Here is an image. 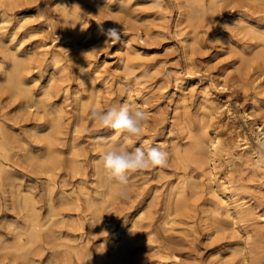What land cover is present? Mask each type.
<instances>
[{
    "label": "rangeland",
    "instance_id": "1",
    "mask_svg": "<svg viewBox=\"0 0 264 264\" xmlns=\"http://www.w3.org/2000/svg\"><path fill=\"white\" fill-rule=\"evenodd\" d=\"M4 1L0 0V65H3L0 66V123L5 125L11 142L14 139L16 146H13L9 151H12L10 154L8 152V156H4L5 154L0 152V173L3 172L8 175L10 180L12 179L11 182L19 184L24 192L28 191L33 194L40 214L45 215L46 209H48L46 200L49 195L47 191L49 185H51L50 194L52 201L57 209L61 210L62 214H81L84 217L89 215V211L84 208L83 199L85 192L91 196H99L100 194L97 193L98 189L107 192L106 184L100 181L95 171L94 162L100 159L103 151L101 146H97L96 142H103L108 137H106L108 134L115 133L119 138L120 136L116 130L100 128L92 121L89 118V112L92 108L106 109L113 104L123 105L122 103L128 99L137 108L145 111L148 116L143 126L144 131L138 138H131L132 143L129 146H142L147 142L150 146L160 145L164 147L170 154L171 142L177 139L182 140L181 134L178 133L179 131L175 126H173V132H168L170 123L175 120L173 113L176 103L175 98L178 97L180 92H185V100L191 111L194 112L198 107L199 100H202V93L206 92V95L214 98L216 103L222 104L221 109H219L221 112H217L212 119V126L209 127L216 128L221 140L230 142V150L233 153L231 155L233 159L230 158L231 156L228 158V155L224 152L225 155L223 153L219 155V158L216 159L217 167L213 169V175L215 180H218H216L217 182L226 181V190L218 191L220 194L218 196L222 195L226 201L222 202L218 199V196L215 197L214 182L210 183L207 178L209 174L208 168L200 173L199 170H196L197 172L194 170L193 172L195 173L192 172L193 175L195 174L194 178L203 181L201 182L202 186L200 185L201 187H199L198 194L194 195V213L190 211V216L185 214L177 215L181 218L174 220L175 222L172 221V223L169 220L171 215H164L165 211L163 208L167 188L176 180V169L169 158L170 164L168 163L165 168L129 173L128 181L134 182L135 189L130 192L118 191L115 199L112 202L107 201L106 207L101 209L102 219L105 220L107 218L104 221L105 225L102 226L103 228H94V231L92 227L87 225L89 228H84L83 234L87 233L85 236L88 235L90 238L88 239V244L94 250L101 242H104L107 247H111L113 243L118 242L122 236H125L129 230L134 229L138 236H136L134 241L136 242L134 246L138 255L133 258L130 264H229V262L230 264H240L238 257L240 258L241 253L246 250V253H248L252 247L255 248L253 249V254H261L256 257L259 263L264 264V168L258 165L256 162L258 160H255L260 155L261 148L253 130L245 121L242 112L243 108H250L253 99H257V106H264V72L258 77L254 84L256 86L251 84L250 80H247L248 83L246 81L245 85L240 80L233 83V66L238 64L239 56H248L250 54V44L257 40L256 38H248L242 32H240L242 35L239 33L235 24L236 18L247 14L250 22L258 26H264V0L261 3L260 1L253 2L251 0H247L248 3L246 0H217L214 3H210V0H201L202 6L199 5L197 0H122V3L119 0H100L98 3L99 8L96 9L88 8L84 3L75 4V0H6L9 3ZM55 1H57L58 5H55ZM59 2L65 5V9L73 10L79 15L81 14L80 20L83 21V29L74 28L76 25L70 22V17L66 20L63 19ZM73 5H76V7H73ZM207 6H211V8ZM58 7L60 10H58ZM238 14L239 16H237ZM187 16L189 19H187ZM65 22L68 23L64 29L63 23ZM229 22H232V24ZM71 27L72 29H70ZM113 27L119 29L121 39L118 43L105 45V40L107 39L105 33ZM77 29L78 31H76ZM97 30L98 33L95 32ZM86 31H88V34H84ZM95 34L100 36L99 40H97L98 38ZM128 37H131L134 46L138 48L141 55L133 57L129 64L130 67L125 69V61H123L120 50L123 49L121 48L123 40ZM76 43L77 47H75ZM53 49L58 52L59 62H53L51 59ZM88 49H91V51ZM86 51L87 53H84ZM241 51H244L245 54ZM13 54H16L23 61L24 66L18 68L19 77L24 80L25 86L29 88L32 97L35 100L42 98L43 102H45V107H47L45 110V107L39 106L36 116L32 112L26 113L19 109L21 107L20 104L25 101L26 95L13 87V80H11L13 77V74H11L13 73L12 69H14L12 67ZM254 58L249 62L251 65L249 73L253 71L251 68L260 61L259 57ZM89 59H91L90 63L87 62ZM80 63L82 68L79 65ZM82 69L86 70L85 75L81 74ZM126 72L127 74H124ZM225 75L226 80L224 79ZM90 80L92 81L90 82ZM176 85L178 89H175ZM90 86L94 87L96 96L90 93ZM42 87L44 90L41 89ZM206 89L207 91H205ZM254 90L256 93L253 92ZM128 95L129 97H127ZM81 102L84 107H81ZM225 104H228L230 109L233 110L236 121H233L234 119L232 120V117L225 110ZM59 107L63 109L61 131L56 134L54 139L53 164H51L52 175L47 177L48 172L41 170V167L34 166L31 162V157L37 155L42 159L46 156L43 135L46 133L45 130H48L49 112H47V109L55 112ZM33 108L34 106H31V109ZM79 110L82 111L81 115H79ZM38 115H42V117ZM70 121L72 122L70 123ZM245 134L255 150V153L252 154L255 158L250 156L248 158L250 161L246 159L248 156L242 155V152H244V139L242 137ZM169 138L172 140L171 142L168 141L170 140ZM21 143L23 144L21 145ZM240 154L246 160V163L242 165L240 164L241 159L238 157ZM228 160L236 161L230 163ZM248 162L252 164H248ZM244 164L248 169L250 168L252 174L251 171L244 168ZM1 167H3L4 171ZM240 171L241 173H239ZM5 186L2 187L0 183V234H4L3 236H7L10 239L9 241H11L13 240L11 235L12 226L22 224L27 208L21 206L19 198H14L16 195L15 189L8 184ZM231 190L233 192L236 191V194L232 196L230 194ZM226 191L228 192L226 193ZM130 193H133L132 195L135 197L130 195ZM61 195L63 197H60ZM235 196L239 199L236 202L239 201L244 207L245 204L248 206L246 207L249 208L251 215L248 218H242L239 222L240 224L238 223V229H232L229 225L225 229L216 228L217 226L212 221L210 222L211 218L208 212H212L213 204L211 205L209 202L215 199L219 205L224 203L221 206L222 208L228 204L230 210H232L235 207V201H233ZM61 198H64L67 202L79 200L83 205V209L80 212L68 208L66 207L67 204L59 202ZM148 202L151 203L150 208L153 209L151 215L144 216L142 217L143 219L138 220L141 226L140 224L133 225L136 215L139 214L142 208H144V211L146 210ZM206 202H208V205ZM177 216L176 218H178ZM148 219H151V221ZM146 220L148 221L147 223ZM167 220L169 221L164 223ZM10 222L14 224L11 226ZM203 224H207V228ZM158 225L160 228L166 226L170 229L162 230V228L159 230ZM9 227H11V230L8 231L7 228ZM245 230L248 231L245 232ZM146 231H149L150 234ZM250 231L251 233H249ZM76 233L78 235L80 231L76 230ZM250 234H253L251 235L252 237ZM147 235H149V238ZM161 237L164 240L167 237L166 241ZM84 239H87V236ZM249 240L250 242H248ZM40 243L44 244L43 240H40ZM233 246L234 248L239 247L240 252H235L237 254L232 252L231 247ZM21 249L25 250H23L24 253ZM10 250L0 249V259L7 260L11 258L14 260L10 264H18L34 255L36 260H38L37 264L45 262L46 249L39 255L33 254V249L29 250L23 247ZM18 253H21V255H18ZM24 255L27 256L25 257ZM21 256L24 259H21Z\"/></svg>",
    "mask_w": 264,
    "mask_h": 264
},
{
    "label": "bare ground",
    "instance_id": "2",
    "mask_svg": "<svg viewBox=\"0 0 264 264\" xmlns=\"http://www.w3.org/2000/svg\"><path fill=\"white\" fill-rule=\"evenodd\" d=\"M6 1V0H5ZM4 1V2H5ZM64 1V0H63ZM76 1V2H75ZM75 4H80V3H84V5H86V7L88 8H99L98 7V3L100 0H75ZM217 0H210V3H214ZM247 1V0H246ZM251 1H263V0H251ZM2 2V1H1ZM73 2V1H72ZM119 2L122 3V0H119ZM197 2L199 3L200 6H202L201 4V0H197ZM219 2V1H218ZM250 2V1H249ZM6 3H9V1H6ZM55 5L57 4V1H55ZM248 3V1H247ZM246 3V4H247ZM263 3V2H262ZM17 4V3H16ZM60 2H59V6H60ZM73 4V3H72ZM207 4V1H206ZM245 4V3H243ZM195 5V4H194ZM215 5V4H214ZM248 5V4H247ZM260 5V4H259ZM249 6V5H248ZM257 6V5H256ZM73 7H76V5ZM210 7L211 6H207ZM59 8V7H58ZM109 8V7H107ZM206 8V6H205ZM250 8V7H249ZM248 8V9H249ZM259 8V6H258ZM57 9V8H56ZM85 9V8H84ZM208 9V8H206ZM60 10V8L58 9ZM98 10V9H97ZM107 10V9H106ZM258 10V9H256ZM61 16L63 17L64 20H66L68 17H70L71 21L73 24H75L74 28H78L81 30V28L83 29V21L80 20V15L79 13L75 12V11H69L68 9H65V5L61 4ZM109 11H111L109 9ZM108 11V12H109ZM244 11V9H243ZM60 12V11H59ZM96 12V11H95ZM105 12V10H104ZM103 12V13H104ZM58 13V12H57ZM243 13V12H242ZM260 13V12H259ZM107 14V12H106ZM189 14V13H188ZM187 14V15H188ZM186 15V14H185ZM190 15V14H189ZM188 15V16H189ZM158 16V15H157ZM187 16V19H189ZM193 16V15H191ZM239 16V14L237 15ZM264 16V15H263ZM58 17V16H57ZM100 17V16H99ZM162 17V16H161ZM160 18V17H159ZM195 18V17H194ZM197 18V17H196ZM62 19V18H61ZM103 19V18H102ZM182 19V18H181ZM235 19V18H234ZM236 22L235 24L237 25L236 28L238 29L239 33L242 32L243 35H246L248 38H256L257 40L254 41L253 43H251V50L249 52L250 54L248 56H239L240 58H238L237 61L238 64L233 66L232 68L234 69V78H233V83L237 80H240V82L242 84L245 85L247 80H250L251 84H255L258 77L264 72V26L263 25H257V24H253L252 22L249 21L248 19V15L245 14L243 17H237L236 18ZM259 19V18H258ZM57 20V19H56ZM60 20V19H59ZM68 21V20H67ZM190 21V20H189ZM197 21V20H196ZM195 21V22H196ZM86 22V21H84ZM193 22V21H192ZM227 22V21H226ZM225 22V23H226ZM68 22L63 23V28H66V24ZM100 23V22H99ZM179 23V21H178ZM230 23V22H229ZM234 23V22H233ZM262 23V22H261ZM130 24V23H129ZM177 24V23H176ZM232 24V22L230 23ZM234 24V26H235ZM3 25V24H2ZM71 25V24H70ZM97 25V24H96ZM72 26V25H71ZM230 26V25H228ZM4 27V26H2ZM1 27V28H2ZM73 27V26H72ZM72 27L70 29H72ZM62 28V29H63ZM228 28V27H227ZM231 28V27H230ZM78 29L76 31H78ZM4 30V28H3ZM35 30V29H34ZM68 30V29H67ZM196 30V29H195ZM1 32V31H0ZM63 32V31H62ZM96 33H98V30L95 31ZM237 32V31H236ZM16 33V32H15ZM78 33V32H77ZM197 33V32H195ZM2 34V33H1ZM65 34V33H64ZM80 34V33H79ZM84 34H88V31H86V33ZM228 34V33H227ZM226 34V35H227ZM237 34V33H236ZM241 34V33H240ZM241 34V35H242ZM35 35V34H34ZM96 35V34H95ZM198 35V34H197ZM196 35V36H197ZM94 36V35H93ZM97 36V35H96ZM95 36V37H96ZM223 36V35H221ZM220 36V37H221ZM237 36V35H236ZM87 37V36H86ZM102 37V36H101ZM194 37V36H193ZM225 37V36H224ZM243 37V36H242ZM98 38V39H97ZM97 40H99L100 36H97ZM1 39V38H0ZM95 39V40H96ZM182 39V38H181ZM245 39V37H244ZM104 40V39H103ZM185 40V39H184ZM191 40V39H190ZM239 40V39H238ZM250 40V39H249ZM73 41V40H72ZM228 41V39H227ZM6 42V41H5ZM69 42V41H68ZM99 42V41H98ZM184 42V41H183ZM190 42V41H189ZM198 42V41H197ZM250 42V41H249ZM245 43V42H244ZM81 44V43H80ZM16 45V44H15ZM45 45V44H43ZM77 43L75 44V47ZM89 45V44H88ZM98 45V43H97ZM186 45H188V43H186ZM229 45V44H228ZM81 46V45H79ZM95 46V44H94ZM94 46H92L94 48ZM241 46V45H240ZM42 47V46H41ZM47 47V46H45ZM82 47V46H81ZM233 47V46H232ZM44 48V47H43ZM48 48V47H47ZM122 50H120V54H122L123 56V61H125V69L130 67V63L133 57H137L141 55V52L138 50V48L136 46H134L131 37L126 38L123 40L122 42ZM195 48V47H194ZM240 48V47H239ZM243 48V47H242ZM55 49V48H54ZM51 52V59L53 62H56L60 59V57L58 56V52L56 50H54ZM58 49V48H57ZM60 49V48H59ZM84 49V48H82ZM233 49V48H231ZM43 50V49H42ZM52 50V49H51ZM89 51H91V49H88ZM235 50V49H234ZM243 50V49H242ZM44 51V50H43ZM47 51H49L47 49ZM60 51V50H58ZM69 51V50H68ZM189 51V50H188ZM8 52V51H7ZM35 52V51H34ZM40 54H42L40 51H38ZM46 52V51H45ZM50 52V51H49ZM48 52V53H49ZM70 52V51H69ZM79 52V51H78ZM245 54L244 51H241ZM246 52V53H247ZM37 53V52H36ZM63 53V52H62ZM84 53H87L84 52ZM89 53V52H88ZM61 54V53H60ZM75 54V53H74ZM29 55V54H28ZM32 55V54H31ZM44 55V54H42ZM86 55V54H85ZM88 55V54H87ZM94 55V53H93ZM147 55V54H146ZM41 56V55H39ZM45 56V55H44ZM92 56V55H90ZM95 56V55H94ZM143 56V54H142ZM148 56V55H147ZM21 57V56H20ZM25 57V56H24ZM48 57V56H47ZM62 57V56H61ZM254 57H259L260 61L257 62V64L251 68L253 69V71L251 73H249L250 70V61L252 58ZM37 58V57H36ZM46 58V57H45ZM71 58V57H70ZM91 58V57H90ZM23 59V57H22ZM28 59V58H27ZM32 59H34V57H32ZM62 59V58H61ZM79 59V58H78ZM255 59V58H254ZM3 60V59H2ZM37 60V59H36ZM35 60V61H36ZM85 60V58H84ZM235 60V62H236ZM41 61V60H40ZM59 62V61H58ZM78 62V61H77ZM76 62V63H77ZM88 63L91 62V59H89L87 61ZM38 63V62H37ZM46 63V62H45ZM84 64V63H83ZM236 64V63H234ZM2 65V64H1ZM0 65V66H1ZM12 65V64H11ZM40 65V64H39ZM77 65V64H76ZM82 68L81 63L79 64ZM3 66V65H2ZM23 65V61L17 57L16 54H13V65L12 67L14 69H12L11 74H13V77L11 78V80H13V87L15 89H17L18 91L23 92L26 95V99L25 101L20 104L21 107H19V109L23 110L24 112H32V114L34 113L36 116V113L38 111V107L39 106H43L45 107V102H43L42 98H38V99H34L31 95V92L29 90L28 87L25 86V82L23 79H21L19 77V71L18 68H22ZM85 66V65H84ZM133 66V65H132ZM230 68V67H229ZM60 70H62L60 68ZM129 70V69H128ZM224 70V69H223ZM226 70V69H225ZM27 71V70H26ZM68 71V70H67ZM79 72V71H78ZM94 72V71H93ZM123 72V71H122ZM8 74V73H7ZM81 74L85 75L86 74V70H81ZM124 74H127L124 73ZM123 74V75H124ZM228 74V73H227ZM51 75V74H50ZM54 75V74H53ZM90 75V74H89ZM230 75V74H229ZM71 76V75H70ZM125 76V75H124ZM223 76V75H222ZM106 77V76H105ZM121 77V76H120ZM230 77V76H229ZM51 78V77H50ZM93 78V77H92ZM72 79V78H71ZM224 79L226 80V75L224 76ZM228 79V78H227ZM8 80V79H6ZM232 80V78H231ZM92 80H90L91 82ZM107 81V80H106ZM137 81V80H136ZM228 81V80H227ZM51 82V81H49ZM87 82V80H86ZM57 83V82H56ZM238 83V82H237ZM236 83V84H237ZM248 83V81H247ZM51 84V83H50ZM92 84V83H91ZM231 84V82H230ZM2 85V83H1ZM5 85V84H4ZM132 85V84H131ZM240 85V84H239ZM258 85V84H257ZM262 85V84H261ZM74 86V85H73ZM89 86V85H88ZM129 86V85H127ZM256 86V85H254ZM264 86V85H263ZM60 87V86H59ZM66 87V86H64ZM180 87V86H179ZM102 88V87H101ZM256 88V87H255ZM42 90L43 87L41 88ZM136 89V88H135ZM175 89H178V86H175ZM182 89V88H181ZM233 89V88H232ZM247 89V88H246ZM253 89V88H252ZM263 89V88H262ZM15 90V91H17ZM96 90V89H95ZM264 90V89H263ZM12 91V90H11ZM179 91V90H178ZM207 91V89L205 90ZM3 92V91H2ZM48 92V91H47ZM78 92V91H76ZM108 92V91H107ZM127 92V91H126ZM250 92V91H249ZM255 92V90L253 91ZM262 92V91H261ZM18 93V92H17ZM62 93V92H61ZM90 93H95L94 92V87L90 86ZM177 93V92H176ZM188 93V92H187ZM243 93V92H241ZM256 93V92H255ZM6 94V93H5ZM14 94V93H13ZM47 94V93H46ZM185 92H180L178 97L175 98V106H174V116H175V120L174 121H170V125H169V129L168 132H173V126H175L178 129V133L181 134V139L182 140H175L172 141L170 138V140L168 141H172L171 142V147L170 149V154H169V158H170V162L172 165H174L175 169H176V180L175 182H172L170 184V186H168L167 188V192H166V197L165 202H164V211L165 214L164 215H168L169 220L172 222H175L174 220L180 219L181 217H178L177 215H189L190 211H194L195 209V194H198L201 185V182L203 181H199L196 180L194 178L193 172L194 170H199V173L201 171H204L206 168H208V181L210 183L214 182V186H215V197L218 196V191L219 190H226L227 185L225 184L224 181H219L217 182L214 178V168L217 167L216 166V159L219 158L218 156L221 155L223 152L226 153L228 155V158L233 154L231 152V147L229 145L228 142L221 140L218 131L216 130V128H211L209 126H212V119L215 117V115L217 114L218 111H220L219 109H221L222 104H218L216 103L215 99L212 98L211 96L206 95L205 93H202V100H199V104L197 109L192 112L191 109L188 106V103L186 102V97H185ZM253 95V93H251ZM90 95V94H89ZM95 95V94H94ZM1 96V95H0ZM22 96V95H21ZM42 96V95H41ZM96 96V95H95ZM124 96V95H123ZM245 96V95H244ZM243 96V97H244ZM249 96V95H248ZM254 96V95H253ZM88 97V96H87ZM100 97V96H99ZM129 97V95L127 96ZM255 97V96H254ZM259 97V96H257ZM263 97V96H262ZM124 98V97H123ZM256 98V97H255ZM95 99V98H94ZM133 99V98H132ZM2 100V98H1ZM217 100V98H216ZM259 100V99H258ZM72 101V100H71ZM81 101V99H80ZM101 101V100H100ZM251 101H252V97H251ZM115 102V101H114ZM7 103V102H6ZM121 103V102H120ZM5 104V103H4ZM123 105L127 104L130 105L132 108H137V106L134 103H130L128 99L125 100L124 103H122ZM190 104V103H189ZM19 105V104H18ZM81 107H84V104L81 102ZM4 106V105H3ZM31 106H34L33 109H31ZM76 106V104H75ZM226 107V111L227 113L232 117L231 119L233 121H236V116L233 113V110L230 109V107L228 106V104H225ZM47 107H45L44 109L46 110ZM262 108H264V106H257V99H253L252 104L250 106V108L246 109L243 108L242 112H243V116L245 118V121L248 123V125L250 126V128L253 130L254 135L258 141L259 147L261 148L262 145H264V110H262ZM0 109H1V105H0ZM41 109V108H40ZM72 109V108H71ZM77 109V107H76ZM80 109V108H79ZM223 110V109H222ZM11 111V110H10ZM14 111V110H13ZM62 108H58L55 112H53L52 110H48L47 112H49V116H48V130H45L46 133L43 135V139L45 141V147H46V156H44V158L40 159V156H30L31 157V162L34 164V166H38L41 167L43 171L48 172L47 173V177H50L51 174V168H52V157H53V143L55 142L54 139L56 138V134L58 132L61 131V117H62ZM78 111V110H77ZM76 111V112H77ZM42 112V111H41ZM44 112V111H43ZM80 114H82V111H80ZM221 112V111H220ZM21 113V112H19ZM46 113V112H45ZM30 114V115H32ZM78 115V116H79ZM152 115V114H151ZM173 115V114H172ZM219 115V114H218ZM16 116V115H15ZM28 116V114H27ZM26 116V117H27ZM40 117H42V115H38ZM229 116V117H230ZM12 117V116H11ZM66 117V116H65ZM153 118V116H151ZM155 117V116H154ZM155 119V118H154ZM46 120V119H45ZM232 121V122H233ZM72 121H70L71 123ZM75 122V121H74ZM79 123V122H78ZM92 123V122H91ZM174 124V125H173ZM214 124V123H213ZM236 124V123H235ZM64 125V124H63ZM239 125V123H238ZM36 126V125H35ZM217 126V125H216ZM47 128V127H46ZM175 128V129H176ZM34 130V129H33ZM38 130V129H37ZM32 131V130H31ZM30 131V132H31ZM144 131V130H143ZM15 132V131H14ZM33 132V131H32ZM38 132V131H37ZM38 134V133H37ZM40 134V132H39ZM60 134V133H59ZM42 136V135H41ZM108 136V137H107ZM106 139L103 142H99L97 141V146H101V148L104 150L106 149L111 143H119L121 137L119 138L115 133L114 134H108L106 135ZM174 137V136H173ZM178 137V136H176ZM172 138V137H171ZM244 139V149L243 151L246 152L245 154H243L244 152H242V155H246L248 156L246 159H248L250 156L251 158L253 157V153H255V150L253 149L251 142L249 140V138L247 137V135L245 134L243 137ZM20 139V138H19ZM68 139V138H67ZM103 139V138H102ZM101 139V141H102ZM59 140V139H58ZM99 140V139H98ZM14 139L13 142H11L10 136L7 132V129L5 127L4 124L0 123V152H2V154L4 153V156H8V152L13 148V146H16L14 144ZM134 141V140H133ZM23 142V141H22ZM94 142V141H93ZM11 143V144H10ZM18 143V142H17ZM20 144V143H19ZM23 143H21L22 145ZM137 145V143H136ZM24 146V145H23ZM22 146V147H23ZM140 145L136 146L139 147ZM170 146V143H169ZM168 146V147H169ZM232 146V145H231ZM21 147V148H22ZM27 147V146H26ZM130 148H134L135 146H129ZM15 148V147H14ZM24 148V147H23ZM78 148V147H77ZM16 149V148H15ZM68 150V149H67ZM14 151V150H13ZM12 152V151H11ZM9 152V154L11 153ZM75 153H77L75 151ZM90 153V152H89ZM223 153V155H225ZM14 154V153H13ZM39 154V153H38ZM238 154V153H237ZM258 155V153H257ZM236 156V155H235ZM238 157L241 159L240 160V164L242 165L243 163H246V160L242 158L241 154L238 155ZM6 158V157H5ZM227 158V159H228ZM232 158V156L230 157ZM237 159V156L235 157ZM255 158V157H253ZM26 159V158H24ZM68 159V158H67ZM76 159V158H75ZM233 159V158H232ZM259 156H257L255 158V160H258ZM236 161V160H234ZM234 161H229L228 162H232L234 163ZM247 161H250L249 159ZM254 161V160H253ZM11 162V161H10ZM73 162V161H72ZM80 162V161H79ZM239 162V161H238ZM257 162V161H256ZM2 163V162H1ZM31 163V164H32ZM74 163V162H73ZM237 163V162H236ZM251 162H248V164ZM95 164V171L98 175V177L100 178V181L104 184H106V188H107V192L101 191L100 189L97 190V193H99V196H91L89 195L87 192H85L84 195V204L85 207L89 212L87 215V217L80 215H73V214H62L60 209H57L56 205L53 203V199L51 197V185H49L48 187V197L46 202L48 203V209L45 215H41L39 208L36 206L35 204V199L33 194L31 192H24L21 187L19 186V184H16V182L14 183L13 181L11 182L10 178L8 175H5L3 172L0 173V183L3 186L5 185H10L13 187L14 192H16L15 197L14 198H19V202L21 204V206H24L25 208H27V212L26 214L24 213L23 216V222L22 224H15L14 226H12V222H10L9 224L13 227V230H11L9 228V230H11V235H12V239L11 241H9L10 239L7 236H3L0 234V249L2 250H10L12 248H25V249H29L32 250L33 249V254H41L43 252L44 249H46V258H45V262L43 264H130L131 261L133 260V258H135L137 254V250L135 249L134 246V242L136 239V232L134 231V229L129 230V232L126 233L125 236H122L120 238V240L116 243H113V245L110 247H107L105 245L104 242L99 243L94 250H92L88 244V239L89 236H87V239H84L85 234H87L85 232V234H83V230L84 228L87 227V225H89L90 227L97 229L99 227L104 226V221L107 220V218L104 220L102 219L101 216V209H104L103 207H106V203L107 201H113L115 199V197L117 196L118 191H123V192H130L132 191L134 188V182H130L127 179V184L125 185H120L117 182L113 181L112 179H110L109 175L103 170L100 159L96 160L94 162ZM93 164V165H94ZM170 164V163H169ZM238 163V165H240ZM252 164V163H251ZM14 165V164H13ZM77 165V164H76ZM33 166V165H32ZM83 166V165H82ZM245 166V164H244ZM260 166H262V168H264V164H260ZM29 167V166H28ZM219 167V166H218ZM231 167V166H230ZM3 170V167H1ZM82 168V167H81ZM242 168V167H239ZM245 169H247L248 171H251L250 168L248 169L247 166L244 167ZM5 169V167H4ZM39 169V168H38ZM71 170V169H70ZM233 170V169H231ZM4 171V170H3ZM254 171H256V169H254ZM1 172V169H0ZM36 172V171H35ZM53 172V171H52ZM193 172V173H192ZM197 172V171H196ZM243 172V171H242ZM70 173V172H69ZM95 173V172H94ZM93 173V174H94ZM198 173V174H199ZM203 173V172H202ZM241 173V171L239 172ZM249 173V172H247ZM252 174V171H251ZM46 175V174H45ZM91 175V174H90ZM235 175V174H233ZM237 175V174H236ZM248 175V174H247ZM70 176V175H69ZM197 176V175H196ZM195 176V177H196ZM199 176V175H198ZM232 176V174H231ZM13 177V175H12ZM46 177V176H45ZM62 177V176H61ZM248 177V176H247ZM40 178V177H39ZM239 178V177H238ZM49 179V178H48ZM89 179V178H88ZM10 180V181H9ZM137 180V179H136ZM141 180V179H140ZM174 180V179H173ZM202 180V179H201ZM15 181V180H14ZM99 181V182H100ZM148 181V180H147ZM229 181V180H228ZM233 181V180H232ZM240 182V181H239ZM18 183V182H17ZM20 183V182H19ZM60 183V182H59ZM170 183V182H169ZM46 184V183H45ZM50 184V183H49ZM137 184V183H136ZM99 185V184H98ZM201 185V186H200ZM231 185V184H230ZM238 185V184H237ZM240 185V184H239ZM9 186V187H10ZM31 186V185H30ZM96 186V185H95ZM101 186V185H100ZM213 186V185H212ZM234 186V184H233ZM15 187V188H14ZM137 187V185H136ZM237 187V186H236ZM242 187V186H241ZM6 188V186H5ZM4 188V190H5ZM11 188V187H10ZM9 188V189H10ZM33 188V187H32ZM73 188V187H72ZM102 188V187H101ZM8 189V190H9ZM46 189V188H45ZM58 189V188H57ZM78 189V188H77ZM95 189V188H94ZM235 189H239V188H235ZM12 190V189H11ZM85 190V189H84ZM224 190V191H225ZM6 191V190H5ZM46 191V190H45ZM135 191V190H134ZM140 191V190H139ZM13 192V191H12ZM147 192V191H146ZM223 192V191H222ZM228 191H226L227 193ZM238 192V191H237ZM244 192V191H243ZM96 193V192H95ZM134 193V192H133ZM132 193V194H133ZM241 193V192H240ZM79 194V193H78ZM107 194V195H106ZM130 193V195H132ZM230 194L233 196L236 194V191L233 192L232 190L230 191ZM129 195V194H128ZM158 195V194H157ZM212 195V194H211ZM212 195V196H214ZM220 195V194H219ZM225 195V194H224ZM227 195V194H226ZM127 196V194H126ZM134 196V195H132ZM137 196V195H136ZM208 196V194H207ZM237 196V195H236ZM233 198V201H235V207L234 209L232 208V210H230L229 205L226 204L224 205L222 208V205H219L217 203V201L214 199L211 202H209V204H213L211 211L212 212H208L209 213V220L210 222L212 221L219 229H225L226 226H231L232 229H236L238 227V223L242 220L243 217H247L250 214V210L249 208H247L248 206L245 204V207L242 206L241 203L236 202L237 200H239L237 197ZM60 197H63V195H61ZM81 197V196H80ZM79 197V199H80ZM129 197V196H128ZM135 197V196H134ZM219 197V198H218ZM217 198L224 202L226 201L225 198L221 195L218 196ZM229 197V196H228ZM59 198V196H58ZM57 198V199H58ZM77 198V197H76ZM130 198V197H129ZM216 198V199H217ZM153 199V198H152ZM206 199V198H205ZM213 199V198H212ZM227 199V198H226ZM15 200V199H14ZM81 200V199H80ZM229 200V199H228ZM12 201H13V197H12ZM130 201V200H129ZM203 201V200H202ZM61 204H67L66 207L71 208L73 210H78L81 212V210L83 209V205L81 204V202L79 200H75L71 202H67L64 200V198H61L59 201ZM219 202V201H218ZM232 202V201H231ZM208 202H206L207 204ZM228 203V202H226ZM244 203V202H243ZM58 204V202H57ZM119 204V203H118ZM163 204V203H162ZM151 203L148 202L147 203V208L144 211V208H142V210L139 212V214H135L136 217L133 221V225L136 224H140L138 220L143 219L142 217L144 216H150L151 215V211L153 209L150 208ZM208 205V204H207ZM206 205V206H207ZM209 205V206H211ZM228 205V207H227ZM247 206V207H246ZM65 207V208H66ZM108 207V206H107ZM126 207V206H125ZM19 208V207H18ZM23 208V207H22ZM119 208V207H118ZM202 208V207H201ZM205 208V207H204ZM203 208V209H204ZM210 208V207H208ZM160 209V208H159ZM206 209V208H205ZM204 209V211H205ZM63 210V209H62ZM103 211V210H102ZM106 211V210H105ZM196 211V210H195ZM210 211V210H209ZM202 212V211H201ZM16 213V212H15ZM62 215H61V214ZM79 213V212H78ZM103 213V212H102ZM194 213V212H193ZM207 213V212H206ZM207 213V214H208ZM83 214V213H82ZM105 214V212H104ZM163 214V213H162ZM206 214V215H207ZM103 215V214H102ZM178 218H176V216ZM124 216V215H123ZM134 216V215H133ZM190 216V215H189ZM199 216V215H198ZM203 216V215H202ZM208 216V215H207ZM206 216V217H207ZM131 218V217H130ZM187 218V217H186ZM199 218V217H198ZM3 219V218H2ZM189 219V218H188ZM207 220V218H205ZM250 219V217H249ZM109 220V219H108ZM149 220V219H148ZM164 221L165 222H168ZM200 220V218H199ZM248 220V219H247ZM151 221V219L149 220ZM109 222V221H107ZM148 221L146 220V223ZM157 222V221H156ZM172 222V223H173ZM209 222V221H208ZM251 222V221H250ZM106 223V222H105ZM123 223V222H122ZM152 223V222H151ZM159 223V222H158ZM162 223V222H161ZM193 223V221H192ZM245 223V222H243ZM154 224V223H153ZM157 224V223H156ZM191 224V223H190ZM205 224V223H204ZM203 224V225H204ZM240 224V223H239ZM242 224V222H241ZM9 225V226H10ZM137 225V226H138ZM207 225V224H206ZM204 225V226H206ZM211 225V224H210ZM214 225V226H215ZM246 225V224H245ZM244 225V226H245ZM256 225V224H253ZM89 226L87 228H89ZM141 226V224H140ZM157 226V225H155ZM169 226V225H168ZM240 226V225H239ZM243 226V227H244ZM145 227V226H144ZM158 229L161 230H167L170 229L169 227L166 226H162V228H160V226L158 225ZM192 227V226H191ZM256 227V226H254ZM103 228V227H102ZM107 228V227H106ZM153 228V227H152ZM207 228V226L205 227ZM210 228V227H209ZM229 228V229H231ZM246 228V227H245ZM257 228V227H256ZM173 229V228H172ZM194 229V227H193ZM196 229V228H195ZM238 229V228H237ZM242 229V228H241ZM259 229V228H258ZM257 229V230H258ZM76 230L80 231V234L77 235ZM127 230V231H128ZM149 230V229H147ZM254 230V228H253ZM95 231V230H94ZM151 231V228H150ZM217 231V230H216ZM219 231V230H218ZM226 231V230H225ZM248 230H245V232ZM90 232V231H89ZM92 232V231H91ZM149 232V231H146ZM156 232V231H154ZM158 232V230H157ZM177 232V231H176ZM179 232V231H178ZM214 229H213V233H214ZM10 233V232H9ZM161 233V232H160ZM224 233V232H223ZM251 233V231L249 232ZM256 233V232H255ZM254 233V234H255ZM150 234V232H149ZM248 234V233H247ZM261 234V233H260ZM161 235V234H160ZM253 234H250V236ZM149 238V235H147ZM174 236V235H173ZM185 236V235H184ZM218 236V235H217ZM220 236V235H219ZM223 236V235H222ZM246 236V235H245ZM260 236V235H259ZM258 236V237H259ZM138 237V236H137ZM165 237V236H163ZM181 237V236H180ZM252 237V236H251ZM261 237V236H260ZM110 238V237H109ZM141 238V237H140ZM162 238V237H161ZM241 238V236H240ZM256 238V236H255ZM164 240V238H162ZM167 239V237H166ZM166 239L164 241H166ZM173 239H175V237H173ZM182 239V238H181ZM238 239V238H237ZM250 239V238H249ZM40 240H43L44 244L40 243ZM184 240V239H183ZM252 240V239H251ZM155 241H157L155 239ZM168 241V240H167ZM245 242V240H243ZM259 241V240H258ZM42 242V241H41ZM141 242V241H140ZM175 242V241H174ZM250 242V240L248 241ZM158 243V242H157ZM172 243V242H171ZM181 243V242H179ZM240 243V242H239ZM242 243V242H241ZM254 243V242H253ZM256 243H258L256 241ZM169 244V243H168ZM176 244V243H175ZM174 244V245H175ZM251 244V243H250ZM259 244V243H258ZM147 245V244H146ZM172 245V244H171ZM179 245V244H178ZM177 245V248H178ZM182 245V244H181ZM180 245V246H181ZM257 245V244H256ZM232 246V245H231ZM248 246V245H247ZM158 247V246H157ZM230 248V247H229ZM233 248V249H232ZM249 248V247H248ZM155 249V247H154ZM179 249V248H178ZM253 249L255 248H251L250 251L248 253L247 250L244 253H239L241 256L240 258L238 257V260L240 259V264H257V256L261 255H256L253 254ZM15 250V249H14ZM22 250V249H21ZM24 250V249H23ZM22 250V251H23ZM28 250V252H29ZM159 250V249H158ZM232 252H238L240 250L239 247L234 248L231 247ZM249 250V249H248ZM11 251V250H10ZM25 251V250H24ZM23 251V253H24ZM230 251V250H229ZM242 251V250H241ZM4 252V251H2ZM9 252V251H8ZM32 252V251H31ZM240 252V251H239ZM255 252V251H254ZM257 252V249H256ZM261 252V251H259ZM10 253V252H9ZM22 253V252H21ZM21 253L18 255H21ZM157 253V252H156ZM169 253V252H168ZM233 253V254H234ZM5 254V253H4ZM16 254V253H15ZM14 254V255H15ZM26 254V253H25ZM226 254V253H225ZM230 254V253H228ZM232 254V253H231ZM237 254V253H235ZM158 255V254H156ZM171 255V253H170ZM25 256V255H24ZM27 256V255H26ZM25 256V257H26ZM160 256V255H159ZM228 256V255H227ZM226 256V257H227ZM18 257V256H17ZM171 257V256H170ZM173 257V256H172ZM176 257V256H175ZM225 257V256H224ZM24 259V257L21 256V259ZM161 258V257H160ZM169 258V257H166ZM163 259V258H162ZM218 259V258H217ZM229 259V258H228ZM11 258H8L7 260L4 259H0V264H10L12 262ZM26 261H22L21 263L19 262L18 264H37L36 258L34 257V255L28 257L25 259ZM138 260V259H137ZM135 260V261H137ZM227 260V259H225ZM237 260V262H238ZM173 261V260H172ZM263 261V260H262ZM17 262V261H16ZM215 262V261H214ZM218 262V260H217ZM224 262V261H223ZM14 263V262H13ZM149 264V263H148ZM216 264V263H215ZM230 264V262H229ZM238 264V263H237ZM258 264L259 260H258Z\"/></svg>",
    "mask_w": 264,
    "mask_h": 264
},
{
    "label": "clouds",
    "instance_id": "3",
    "mask_svg": "<svg viewBox=\"0 0 264 264\" xmlns=\"http://www.w3.org/2000/svg\"><path fill=\"white\" fill-rule=\"evenodd\" d=\"M105 45L118 43L121 39L118 28H110L105 33ZM89 118L100 128L116 130L121 137L119 143H111L102 151L100 162L103 170L110 179L120 185L127 184L128 174L138 171L165 168L169 163V152L162 146H150L147 142L139 147L130 148L133 137L138 138L145 122L147 113L140 108L130 105L113 104L106 109L92 108ZM258 165L264 164V145L257 161Z\"/></svg>",
    "mask_w": 264,
    "mask_h": 264
}]
</instances>
